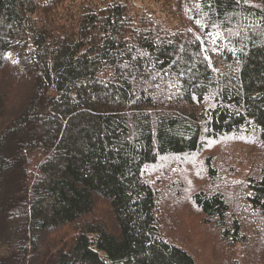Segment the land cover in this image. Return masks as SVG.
<instances>
[{"label":"trees","instance_id":"trees-1","mask_svg":"<svg viewBox=\"0 0 264 264\" xmlns=\"http://www.w3.org/2000/svg\"><path fill=\"white\" fill-rule=\"evenodd\" d=\"M170 2L0 0V264H264V0Z\"/></svg>","mask_w":264,"mask_h":264},{"label":"rangeland","instance_id":"rangeland-1","mask_svg":"<svg viewBox=\"0 0 264 264\" xmlns=\"http://www.w3.org/2000/svg\"><path fill=\"white\" fill-rule=\"evenodd\" d=\"M141 1L142 2H144V1L150 2V3H153L154 5H158V6L163 5V4H170L171 3L170 0H141ZM217 148L218 147L215 148V151L217 150ZM208 151L210 153H213L214 152V150H211V149L210 150H207L205 152H208ZM202 155H203V153H202ZM202 155H201V157H202ZM205 155H203V156H205ZM200 160H201V158H200ZM194 174H196V173H194ZM192 177L193 178H196L197 176L196 175H192ZM196 182H197V180H196ZM193 215L194 214H192V213H189L187 215H184L186 217L185 219H188V221L191 222L192 225H194L195 223H197L193 219ZM200 259H202L205 264H217L218 263V261L216 259H210V258L205 257L203 255H200ZM208 259H210V260H208ZM219 264H221V263H219Z\"/></svg>","mask_w":264,"mask_h":264}]
</instances>
